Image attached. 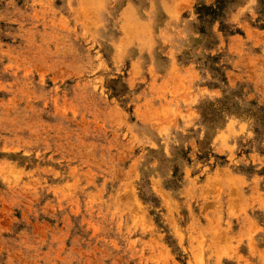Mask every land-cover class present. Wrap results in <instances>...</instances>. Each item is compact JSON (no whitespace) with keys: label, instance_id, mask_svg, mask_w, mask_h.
I'll use <instances>...</instances> for the list:
<instances>
[{"label":"rangeland","instance_id":"rangeland-1","mask_svg":"<svg viewBox=\"0 0 264 264\" xmlns=\"http://www.w3.org/2000/svg\"><path fill=\"white\" fill-rule=\"evenodd\" d=\"M0 264H264V0H0Z\"/></svg>","mask_w":264,"mask_h":264}]
</instances>
